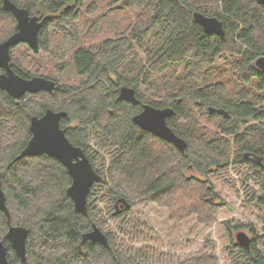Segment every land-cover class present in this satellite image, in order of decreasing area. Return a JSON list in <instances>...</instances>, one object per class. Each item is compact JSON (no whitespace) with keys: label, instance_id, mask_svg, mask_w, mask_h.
Here are the masks:
<instances>
[{"label":"trees","instance_id":"obj_1","mask_svg":"<svg viewBox=\"0 0 264 264\" xmlns=\"http://www.w3.org/2000/svg\"><path fill=\"white\" fill-rule=\"evenodd\" d=\"M11 1L41 22L37 51L25 43L12 48V69L56 85L18 99L0 89V183L9 210V217L0 210V239L10 264H217L212 253L175 260L146 243L162 242L131 208L153 202L165 206L174 222L194 214L208 225L222 203L207 177H222L233 187L226 175L232 166L259 186L264 217V73L254 64L264 56V5L256 0ZM194 11L218 17L223 33L205 32ZM78 17L86 26L83 36ZM100 19L108 22L106 30L101 31ZM15 30V17L0 0V42ZM56 35L77 47L57 50ZM39 54L58 60L57 70L31 74L30 69L40 72ZM65 70L71 72L61 77ZM121 86L132 87L138 102L117 99ZM144 103L173 108L167 124L185 140L183 151L133 121ZM48 108L66 112L60 125L67 138L83 148L101 175L87 195L86 214L77 212L67 195L71 177L59 160L47 154L19 157L31 137V117ZM188 167L202 178L187 177ZM121 198L128 209L117 205ZM10 224L27 229L24 262L6 238ZM94 225L108 246L83 241ZM232 248V264H264L255 239L249 248L238 243Z\"/></svg>","mask_w":264,"mask_h":264},{"label":"water","instance_id":"obj_2","mask_svg":"<svg viewBox=\"0 0 264 264\" xmlns=\"http://www.w3.org/2000/svg\"><path fill=\"white\" fill-rule=\"evenodd\" d=\"M264 5V0H256ZM4 10L10 12L16 20V30L5 40L0 42V89L5 90L13 98H21L26 93H36L38 91H52L55 88V81L41 75L23 77L18 75L11 67V49L20 43L27 44L30 49H38V32L41 22L37 15H31L25 7L16 5L11 0H2ZM193 19L202 26L208 33H223L222 21L216 16L205 15L200 11L193 12ZM255 67L264 73V56L255 59ZM117 99L131 103H137L135 90L132 87L121 86ZM18 101V100H17ZM18 103V102H17ZM214 108H210L213 111ZM221 112V109H215ZM174 114L171 107H155L150 104H142L141 110L133 116V121L143 130L151 132L165 141L174 144L180 151H183L186 142L177 135L167 124V118ZM66 116L63 110L55 111L46 109L41 116H32L30 120L31 137L25 147L21 150L19 157L47 154L59 160L67 169L71 183L67 188V195L72 199L77 212L87 213V195L95 182L101 180L92 167L88 157L81 146L74 145L66 136L65 130L61 127L60 121ZM261 161L257 158L256 163ZM128 209L130 205L123 199H119L118 204ZM0 210L6 217H9V210L6 206L4 191L0 183ZM117 212V211H116ZM115 212V213H116ZM13 251L21 261L26 260V238L27 229L20 225H9L6 233ZM236 242L249 248L251 238L244 231H239L235 235ZM90 240L108 246L106 235L96 226L84 233L83 241ZM0 264H10L7 258V247L0 239ZM115 264H119L116 262Z\"/></svg>","mask_w":264,"mask_h":264},{"label":"rangeland","instance_id":"obj_3","mask_svg":"<svg viewBox=\"0 0 264 264\" xmlns=\"http://www.w3.org/2000/svg\"><path fill=\"white\" fill-rule=\"evenodd\" d=\"M103 10L101 9L99 12ZM111 21L113 22L112 18ZM77 22L78 30L83 36L86 26L83 25L80 17ZM102 24L104 25L101 27V31L106 30L108 22L100 19V25ZM54 37L56 43H53L56 44L57 50L69 46L68 51L70 52L77 47L75 44L63 40L61 36ZM57 61L52 60L47 54H39L37 65L40 72L30 69V73L41 74L45 68H48L49 71L53 68L57 70L55 67ZM22 62L28 65L25 61ZM33 64L35 65V63ZM64 72V75L60 73L61 77L71 71L65 70ZM51 73L56 75L53 71ZM184 172L187 177L202 178L192 167L186 168ZM226 175L227 180L234 185L233 187L222 177L213 174L207 177L213 187L214 195L222 203L215 220L208 225L198 222L194 214L174 222L169 218L168 209L157 203H140L133 206L131 210L134 216L154 230L162 242L161 244L154 241L146 243L169 252L175 260H184L202 253H212L217 264H232L229 252L233 250L232 246L236 243L235 234L244 231L256 240L258 248L264 255V217L258 203V198L261 196L258 190L259 186L254 179H246L245 173L237 172L232 166L229 167ZM99 205L106 212L104 205L101 203ZM111 226L112 230L117 233L114 223Z\"/></svg>","mask_w":264,"mask_h":264},{"label":"flooded vegetation","instance_id":"obj_4","mask_svg":"<svg viewBox=\"0 0 264 264\" xmlns=\"http://www.w3.org/2000/svg\"><path fill=\"white\" fill-rule=\"evenodd\" d=\"M2 72H3V69H1V72H0V73H2ZM260 72H261V71H260ZM251 157H252V156H250V155H249V156H248V159L250 160V159H251ZM252 158L254 159V157H252ZM235 235H236V234H235ZM249 237L251 238V236H250V235H249ZM235 239H236V238H235ZM252 240H253V238H251V242H252ZM251 242H250V243H251ZM236 243H237V242H236Z\"/></svg>","mask_w":264,"mask_h":264}]
</instances>
